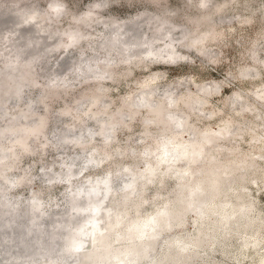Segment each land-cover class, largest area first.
<instances>
[{"label":"clouds","instance_id":"obj_1","mask_svg":"<svg viewBox=\"0 0 264 264\" xmlns=\"http://www.w3.org/2000/svg\"><path fill=\"white\" fill-rule=\"evenodd\" d=\"M0 264H264V0H0Z\"/></svg>","mask_w":264,"mask_h":264}]
</instances>
